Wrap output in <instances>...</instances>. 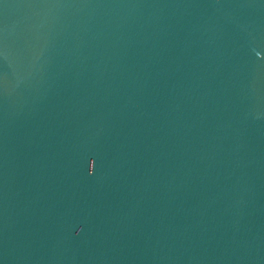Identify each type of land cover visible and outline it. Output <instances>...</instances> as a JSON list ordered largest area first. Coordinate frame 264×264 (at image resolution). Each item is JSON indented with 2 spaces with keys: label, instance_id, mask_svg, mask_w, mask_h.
Listing matches in <instances>:
<instances>
[{
  "label": "water",
  "instance_id": "1",
  "mask_svg": "<svg viewBox=\"0 0 264 264\" xmlns=\"http://www.w3.org/2000/svg\"><path fill=\"white\" fill-rule=\"evenodd\" d=\"M0 264H264V0H0Z\"/></svg>",
  "mask_w": 264,
  "mask_h": 264
}]
</instances>
